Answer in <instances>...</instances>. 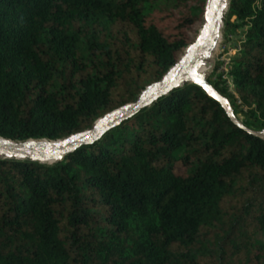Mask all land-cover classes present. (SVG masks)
I'll return each instance as SVG.
<instances>
[{"label":"trees","instance_id":"obj_1","mask_svg":"<svg viewBox=\"0 0 264 264\" xmlns=\"http://www.w3.org/2000/svg\"><path fill=\"white\" fill-rule=\"evenodd\" d=\"M205 4L0 0V137L56 141L135 102L194 42ZM119 23L135 34L124 58L108 43ZM240 28L212 86L258 131L264 0H229L224 41ZM257 234L264 141L189 81L61 161L0 158V264H264Z\"/></svg>","mask_w":264,"mask_h":264},{"label":"water","instance_id":"obj_2","mask_svg":"<svg viewBox=\"0 0 264 264\" xmlns=\"http://www.w3.org/2000/svg\"><path fill=\"white\" fill-rule=\"evenodd\" d=\"M228 4V0H206L201 29L198 31L194 42L185 49L180 60L168 70L163 78L147 86L135 102L128 103L105 114L90 129L56 141L35 140L44 142L26 144L27 141L14 142L0 137V158H15L18 160L30 158L33 161L48 165L61 161L66 155L76 151L83 145L92 144L108 130L117 127L122 121L150 105L160 96L188 81L201 87L211 99L216 101L236 126L264 141V131H253L237 120L230 104L229 106L226 105L227 99L219 94L212 85L205 81L195 80V71L200 65L199 57L211 49L221 36L223 15L228 9Z\"/></svg>","mask_w":264,"mask_h":264},{"label":"rangeland","instance_id":"obj_3","mask_svg":"<svg viewBox=\"0 0 264 264\" xmlns=\"http://www.w3.org/2000/svg\"><path fill=\"white\" fill-rule=\"evenodd\" d=\"M229 1V0H228ZM227 13V10L224 12V17ZM231 21H234V18L231 19ZM202 23H199L195 26L196 29H199ZM245 29H236L232 35H230L227 38V41H224L223 34L221 33V36L218 40V46L216 52H211L210 49L206 52H204L198 59L200 62V58H202L204 55L208 54L207 57L209 60H204L205 62V69H206V75L204 77L205 82L212 85V82L216 80L217 76L221 74L222 72H227L229 69V63L234 59V57L237 54V50L240 49V43L243 39L242 33ZM135 38V34L133 31L128 27L126 24H117L114 26L112 31V36L109 38L108 43L118 51V54H121V57H125V55L130 51V44L133 43V40ZM189 38L191 40H195V35H189ZM134 70V68H131ZM153 70L149 69L147 74H143L140 77V82L147 83L151 79ZM227 79L229 88L231 92H234V86L231 83L229 78H222V80ZM121 94V92H119ZM119 95L114 97V101H117ZM226 98V97H225ZM227 102L230 104V100L227 98ZM233 112L235 113L234 117L239 120L243 125L248 127L249 129L255 125L254 122H250L247 120L246 116L243 115L238 111V109H234L232 107ZM264 131V129L258 130V132ZM257 240H259L261 243L264 244V235L257 234L256 235Z\"/></svg>","mask_w":264,"mask_h":264},{"label":"bare ground","instance_id":"obj_4","mask_svg":"<svg viewBox=\"0 0 264 264\" xmlns=\"http://www.w3.org/2000/svg\"><path fill=\"white\" fill-rule=\"evenodd\" d=\"M218 40H216L214 46L210 49L211 52H216L217 46H218ZM207 55H209V53L204 55L202 58H200V65L198 66V68L195 71V80L196 81H205L204 77L206 75V69H205L206 66H205V62L203 61V59L209 60ZM226 105L229 106V103L226 102ZM39 142H44V141L29 140L26 142V144H35V143H39Z\"/></svg>","mask_w":264,"mask_h":264}]
</instances>
